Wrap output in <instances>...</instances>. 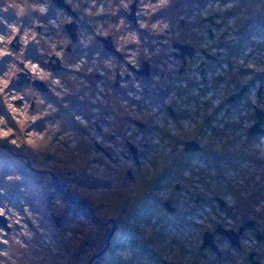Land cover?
I'll use <instances>...</instances> for the list:
<instances>
[{
  "label": "rangeland",
  "instance_id": "obj_1",
  "mask_svg": "<svg viewBox=\"0 0 264 264\" xmlns=\"http://www.w3.org/2000/svg\"><path fill=\"white\" fill-rule=\"evenodd\" d=\"M159 17L178 23L180 35L172 44L174 51L167 54L175 73L168 74L163 87H151L158 69L151 67L148 76L136 74V78L149 84L144 97L152 105L160 104L173 90L198 107L209 92L221 95L206 128L223 142V150L206 151L194 144V150L185 148V159L177 161L179 168H186L192 158L201 159L216 170L215 183L205 184L206 191L200 192L194 181L169 169L151 191L139 193L133 184L131 193H123L119 185L112 186L113 177L103 163L108 153L101 152L102 137H96L111 122L105 117L115 114L118 92L127 98V92L135 91L131 87L109 90L95 73H69L66 91L48 97L56 101L52 115H58L51 137L37 131L40 127L47 131L51 121L47 126L36 121V127L30 119L22 126L18 123L20 114L13 115L3 100L10 94L6 89L0 94L4 119L0 129L12 132L0 136V209L6 220L0 219V228L10 236L26 235L30 242L24 264H264V237H259L264 233V215L256 211L264 206V131L249 132L260 119L257 110L264 113V0H177ZM8 18L14 19L11 13ZM176 43L197 47L198 53L184 61ZM241 92L240 97L229 99ZM36 94L43 98L42 93ZM203 104L210 106L207 100ZM20 106L21 102H14V107ZM175 107L166 108L173 119ZM134 123L146 134L159 131ZM129 144L137 163L152 150L145 145L144 152L134 155ZM195 175L205 183V171ZM127 178L135 180L131 170ZM174 179L181 182L175 184L170 198L155 194L156 189L172 187ZM225 196L233 197L236 204L230 206ZM54 217L60 218L59 224ZM227 218L236 221L235 226L227 227ZM250 219L257 226H247ZM218 224L236 234L245 226L239 236H230L231 240L238 237V245L230 246L220 238V254L210 247L201 249L205 230ZM246 241L255 244L250 248ZM6 247L0 244V249Z\"/></svg>",
  "mask_w": 264,
  "mask_h": 264
},
{
  "label": "clouds",
  "instance_id": "obj_2",
  "mask_svg": "<svg viewBox=\"0 0 264 264\" xmlns=\"http://www.w3.org/2000/svg\"><path fill=\"white\" fill-rule=\"evenodd\" d=\"M176 3L177 0H0V25L4 29L0 31V94L6 89L10 93L3 95L8 110L13 115L20 114L18 123L21 126L29 119L33 121V127H36V121L45 126L51 121L47 131L45 127L37 129L51 137L58 115H52L56 113L53 107L56 101H50L48 97L51 94L59 97L66 91L69 73L78 75L85 70L95 73L106 82L109 90L131 87L135 91L127 92V98L118 92L115 114L105 117L111 122L96 137H102L101 152L108 153L103 163L113 177L112 186L119 185L123 193H131L133 184L139 193L151 191L165 171L172 169L194 181L195 189L206 191L205 184L215 183L216 170L209 169L199 158H192L186 168H179L177 161L185 159L187 144H198L206 151L223 150V142L212 137L206 128V121L221 103V95L209 92L200 98L198 107L187 103V97L173 90L162 97L160 104L152 105L144 97L149 84L136 78V73L146 63L159 70L151 77L152 88L163 87L168 74L175 73L173 65L167 63L172 59L167 54L174 51L172 44L180 35L178 23L170 18H158V14L175 7ZM9 13L14 19L8 18ZM129 16H135V27ZM69 26H74V35ZM104 41L111 42L112 51H106ZM30 49H34V55H30ZM21 76L26 78V83L17 88L14 85ZM37 92L42 93L43 98L37 96ZM192 94L198 95V92ZM205 100L210 106H204ZM16 101L21 102L19 108L14 107ZM173 105L176 106V119L166 113V108ZM30 110L35 114L29 116ZM134 121L159 131L146 134ZM3 123V116H0V124ZM11 132V128L7 132L0 129V136H8ZM129 143L141 153L145 151V145L152 150L147 158L140 156L137 163L127 147ZM129 170L135 176L134 181L127 178ZM202 170L207 173L205 183H200V176L195 175ZM180 182L174 179L172 187L156 189L155 194L170 198L175 184ZM223 198L230 206L236 204L231 196ZM256 211L264 215V206H257ZM4 214L0 209V216ZM211 218L220 222L214 215ZM235 223L227 218L226 226L233 227ZM7 227L11 229V225ZM29 242L24 234L10 236L5 228H0V244L8 246L0 249V256L6 258L0 259V264H24L22 257ZM245 243L251 248L255 241Z\"/></svg>",
  "mask_w": 264,
  "mask_h": 264
},
{
  "label": "water",
  "instance_id": "obj_3",
  "mask_svg": "<svg viewBox=\"0 0 264 264\" xmlns=\"http://www.w3.org/2000/svg\"><path fill=\"white\" fill-rule=\"evenodd\" d=\"M128 18H129L134 24H136L135 16H129ZM69 31L72 32L73 35H74V26H69ZM104 45H105V49H106V50H108V51H112V50H113L110 41H104ZM175 47H176L177 49L180 50V55L183 57L184 61H186L187 56H188V57H192V56L194 55V53H195V47L192 46V45H190V44L176 43V44H175ZM56 67H57V69H59V65H57ZM150 71H151V67H150V65H148V64L146 63V64L144 65L143 69H142L140 72H138V73L141 74V75H143V76H144V75L148 76V75L150 74ZM25 81H26V78L23 77V76H21V78H20L18 84H23ZM39 87L43 88V85H39ZM242 92H243V91H242ZM242 92H241V94H239V93L233 94L229 99H230V100H233V99H236L237 97H240V96L242 95ZM259 113H260L259 110H257V115H258V117H259V115H260ZM262 122H263V121L259 119V121L257 122V124H255L254 126H252V127L250 128L249 132L252 133V134H258L260 131H264V129H262V128L260 127V125H261ZM194 144H195V143L187 144V145H186V150H190V149H192ZM129 145H130V147H131L132 152L134 153V155L138 154L139 151L137 150V148L134 147L132 144H129ZM168 205H169V204H168ZM54 218H55L56 223L59 224V223H60V218H59V217H54ZM0 219H1L3 222H6V220H5L4 217L0 216ZM246 225H247V226H254V221H253V220H250L248 223H246ZM244 228H245V226H242L241 229H240V231H239V233L236 234V235L239 236V235L243 232ZM224 232H225V233H229V231H227V230H225ZM259 237H264V233H263L262 235H260ZM237 238H238V237L236 236V239H237ZM236 239H234L235 241L232 239V242H233V243H237V242H236ZM204 240H205V244H210L211 246H212V245L215 246V244L213 243V240H212V233H208V232H206V233L204 234Z\"/></svg>",
  "mask_w": 264,
  "mask_h": 264
},
{
  "label": "flooded vegetation",
  "instance_id": "obj_4",
  "mask_svg": "<svg viewBox=\"0 0 264 264\" xmlns=\"http://www.w3.org/2000/svg\"><path fill=\"white\" fill-rule=\"evenodd\" d=\"M196 53H198L197 47L195 48V53H194V55L192 57H194ZM219 54H220V52H219ZM192 57H190V58H192ZM208 57L209 58H213V59H217L218 58V56H215V55H210V56L208 55ZM136 74H138L140 76H143V75L139 74L138 72ZM24 83H26V81ZM19 85H22V84H19ZM259 114H260L259 115L260 119L264 120V113L263 112H260ZM259 117L257 116V118H259ZM195 146H196V144H195ZM192 150H194V149H192ZM195 150H198V149H195ZM242 226L243 225H241L240 228H238V229H241ZM254 226H257L255 221H254ZM225 230H226L225 227L223 225H221V224H218L217 226L213 227V230H210V231L205 230V232L212 233V240H213V243L215 244V246L214 245L211 246L210 244H205V240L203 239L204 242L202 243L201 249H204L205 247H210V248H213L215 250V252L218 250L219 251L218 254H220L221 253V250L218 249V245L220 244L219 243V239L220 238H224L230 246H233L234 243L232 242L230 236L231 235H235L236 234V232H235L236 230L234 231V229H229L228 230L229 233H225L224 232ZM258 234L260 235V233H258ZM237 245H238V243H237Z\"/></svg>",
  "mask_w": 264,
  "mask_h": 264
},
{
  "label": "bare ground",
  "instance_id": "obj_5",
  "mask_svg": "<svg viewBox=\"0 0 264 264\" xmlns=\"http://www.w3.org/2000/svg\"><path fill=\"white\" fill-rule=\"evenodd\" d=\"M252 134V133H251Z\"/></svg>",
  "mask_w": 264,
  "mask_h": 264
}]
</instances>
